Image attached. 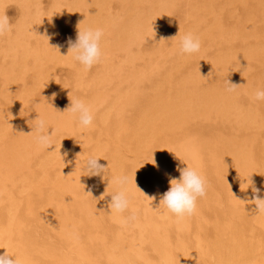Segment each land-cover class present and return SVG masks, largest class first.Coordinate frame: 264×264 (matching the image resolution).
<instances>
[{"label":"bare ground","instance_id":"bare-ground-1","mask_svg":"<svg viewBox=\"0 0 264 264\" xmlns=\"http://www.w3.org/2000/svg\"><path fill=\"white\" fill-rule=\"evenodd\" d=\"M4 12L13 31L0 38V255L264 264V214L251 202L253 187L264 197V101L254 99L264 88V0H0ZM88 26L105 35L102 61L86 71L67 40ZM187 32L199 53H179ZM75 98L92 106L93 126L65 111ZM38 116L54 130L49 151L31 134ZM89 155L129 176L124 215L134 209L136 221L110 210L115 186L87 176ZM186 164L206 177L207 195L177 218L158 206Z\"/></svg>","mask_w":264,"mask_h":264},{"label":"clouds","instance_id":"clouds-1","mask_svg":"<svg viewBox=\"0 0 264 264\" xmlns=\"http://www.w3.org/2000/svg\"><path fill=\"white\" fill-rule=\"evenodd\" d=\"M12 31L13 23L10 22L7 13H0V38L5 37ZM104 35L105 32L101 27L88 26L83 29L78 27L75 41L71 37L67 40L69 45L68 54L71 53L73 60L82 65L86 71L90 70L103 59L104 52L101 47V42ZM45 37L48 42L52 39V36ZM201 46L200 39L193 33L187 32L180 37L178 50L180 54L191 55L199 53ZM54 48L58 49V46ZM227 85L226 91L229 93L234 92L238 87L229 81H227ZM254 99L256 101H264V88H258L255 91ZM65 111L69 112L82 128H89L94 124V110L83 99H70V105ZM49 128L50 125L48 122L38 116L35 119V124L31 132L34 143L40 149L46 151H49L53 145L55 146L54 130L49 134ZM100 159L98 156L89 155L83 161V170L87 173L88 177H100L101 179L108 177V183L114 185L116 189L111 194L108 207L112 212L121 216L123 223L127 224L136 221L137 214L134 209L131 210L130 215H124L132 208L131 195L128 189V185L131 183L129 176L126 173L111 175L108 166L106 167L101 164L99 162ZM177 171L180 173L178 178L169 176L170 187L161 194L158 207L162 205L169 213L175 215L177 218H184L185 216L195 214L198 200L207 195V180L196 167L187 165L184 168H178ZM152 199H155V197ZM251 202L255 204V212L257 214H264V197L261 196L260 189L253 187ZM0 264H20V262L13 256L3 254L0 255Z\"/></svg>","mask_w":264,"mask_h":264},{"label":"rangeland","instance_id":"rangeland-1","mask_svg":"<svg viewBox=\"0 0 264 264\" xmlns=\"http://www.w3.org/2000/svg\"><path fill=\"white\" fill-rule=\"evenodd\" d=\"M13 10H14V9H13ZM13 10H12V11H13ZM14 16H15L14 14H12V13L10 14V17H12V18H13Z\"/></svg>","mask_w":264,"mask_h":264}]
</instances>
